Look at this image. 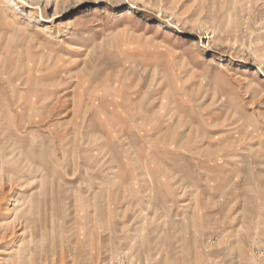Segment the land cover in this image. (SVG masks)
<instances>
[{
  "label": "rangeland",
  "instance_id": "374dc122",
  "mask_svg": "<svg viewBox=\"0 0 264 264\" xmlns=\"http://www.w3.org/2000/svg\"><path fill=\"white\" fill-rule=\"evenodd\" d=\"M0 182V264H264V0H0Z\"/></svg>",
  "mask_w": 264,
  "mask_h": 264
},
{
  "label": "crops",
  "instance_id": "0c3cea01",
  "mask_svg": "<svg viewBox=\"0 0 264 264\" xmlns=\"http://www.w3.org/2000/svg\"><path fill=\"white\" fill-rule=\"evenodd\" d=\"M31 119H32V118H31ZM110 121H111V120H110ZM119 122H120V121H119ZM114 126H115L114 124H113V125H112V124H108V125H107L108 128L104 126L103 128H105V129H102V130H104L103 132L106 131L107 134H108V133L110 134L109 131L112 130L111 128L114 127ZM121 130H122V127H121ZM159 137H160L161 139H159ZM159 137L157 138V136H156L155 139L153 140V142H156V144H157L158 147H160V148H162V147H161L162 144H158V143H157L158 140H159V143H162V142H163V144H164V143H168V144L173 145V146H174V144L176 143V139L173 140V137H172V136L169 137L168 140H167L168 136L160 135ZM183 143H184V142H183ZM183 143H182V144H183ZM186 143H187V144L189 143L188 140H187V141L185 142V144H183V145H186ZM118 189H119V188H118ZM124 190H126V188H125V187H121L119 190H116L115 192H120V191L123 192ZM184 203H185L186 205H185ZM182 204H183V206H187V203H186V202H181L180 205H182Z\"/></svg>",
  "mask_w": 264,
  "mask_h": 264
},
{
  "label": "bare ground",
  "instance_id": "6f19581e",
  "mask_svg": "<svg viewBox=\"0 0 264 264\" xmlns=\"http://www.w3.org/2000/svg\"><path fill=\"white\" fill-rule=\"evenodd\" d=\"M7 98V97H6ZM7 101H9V100H7ZM11 103V102H10ZM29 108V107H28ZM17 114V113H16ZM6 137V136H5ZM6 143H7V141H6ZM9 158V157H8ZM10 159V158H9ZM6 160V159H5ZM9 175V174H8ZM1 183V182H0ZM185 204V203H184ZM183 205V204H182ZM186 205V204H185ZM5 223H7V221L5 222ZM1 225H3V224H1ZM6 226V225H5ZM3 227V226H2ZM7 227V226H6ZM9 227V226H8Z\"/></svg>",
  "mask_w": 264,
  "mask_h": 264
}]
</instances>
